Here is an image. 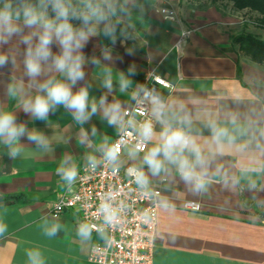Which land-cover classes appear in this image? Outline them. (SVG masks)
Wrapping results in <instances>:
<instances>
[{"label":"crops","instance_id":"crops-1","mask_svg":"<svg viewBox=\"0 0 264 264\" xmlns=\"http://www.w3.org/2000/svg\"><path fill=\"white\" fill-rule=\"evenodd\" d=\"M172 2L117 0L116 14L108 21L115 28L114 42L105 36L103 24L89 37L82 49L85 76L72 90L87 87L90 103L95 101L98 107L83 125L63 106L44 121L24 113L7 88L22 82L36 94L24 73L25 46L14 37L0 48L17 51L16 67L0 68V110L13 112L18 123L47 139V147H38L21 138L15 158L0 143V223L5 226L0 233V264H94L89 254L95 235H79L77 212L67 209L58 217L51 215L53 203L72 189L57 169L68 159L78 173L89 156L102 157L101 145L105 138L110 145L119 134L124 110L149 71L175 83L171 92L158 90L166 118L174 126L181 118L190 120L184 130L206 160L204 168L197 169L206 173L201 190L186 183L168 162L165 171L153 175L143 157L161 142L159 122L147 150L134 158L129 154L133 149L124 151L121 162L138 166L148 185L161 191L154 264H264V66L244 57L233 41L242 18L218 7ZM163 9L177 17L168 18ZM52 51L59 49L53 45ZM93 58L99 63H92ZM108 71L112 89L104 86ZM50 75L63 79L54 72ZM121 77L130 81L124 91ZM101 97L121 106L116 125L105 118ZM213 125L228 131L220 143L213 140ZM10 194L21 198L1 199ZM186 201L197 202L200 209L186 208ZM53 225L59 229L47 235ZM29 252L39 253L35 261Z\"/></svg>","mask_w":264,"mask_h":264},{"label":"clouds","instance_id":"clouds-1","mask_svg":"<svg viewBox=\"0 0 264 264\" xmlns=\"http://www.w3.org/2000/svg\"><path fill=\"white\" fill-rule=\"evenodd\" d=\"M49 8L53 15H49ZM117 11L116 0H79L74 5L72 0H3L0 3V48L8 45L15 37L20 44L25 46L23 51V67L30 87L35 88L32 95L29 88H25L22 82L10 83L7 94L10 98L18 99L21 110L36 120L44 121L50 112H54L57 106H63L69 110L73 119L83 125L97 112L95 101L90 103L87 87H81L73 92V86L84 79L85 57L82 49L90 36L95 35L98 26L103 24L105 36L112 37L114 42V26L108 23L111 16ZM80 21V26H74L71 21ZM27 29L28 31H25ZM56 45L59 51L54 53L52 46ZM107 58V57H106ZM92 63H99L93 58ZM11 64L17 65V51L9 48L0 51V68ZM59 74L63 79H57L51 73ZM131 72V70H130ZM41 77H45L41 80ZM130 81L120 78V90L127 89ZM104 86L113 88L111 72L104 80ZM145 98L151 100L153 117L162 126L160 143L146 152L143 157L153 175L165 171V162L176 166L181 178L195 189L205 187L204 176L206 173L198 171L203 169L206 160L203 157L195 140L184 130V126L190 123L187 118H181L174 126L169 122L164 112V104L160 97L145 93ZM99 105L103 108L104 116L109 125H116L121 116L119 104H108L105 97H101ZM213 140L220 143L228 137V131L224 128L211 126ZM139 139L129 154L135 157L142 146L155 135L151 120L144 121L138 129ZM35 143L38 147H47L46 137L33 130L29 131L24 123H18L13 112L0 110V143H3L13 158L19 155L21 138ZM101 145L103 160L113 165L117 170L119 162L120 146L118 144ZM190 153L194 159H189L185 153ZM163 157V159H161ZM88 166L94 169L97 166L95 156L87 158ZM129 174L143 189L147 186V177L139 168H130ZM57 173L69 185L76 180L77 168L70 160L65 159L57 169ZM111 197L106 198L100 206V212L106 222L114 219V209L110 203ZM59 225H53L46 230L47 235H55ZM5 226L0 223V233ZM91 229L88 225L79 228V235L89 238ZM29 259L35 261L39 253H28Z\"/></svg>","mask_w":264,"mask_h":264},{"label":"built area","instance_id":"built-area-1","mask_svg":"<svg viewBox=\"0 0 264 264\" xmlns=\"http://www.w3.org/2000/svg\"><path fill=\"white\" fill-rule=\"evenodd\" d=\"M171 92L175 83L156 71L145 74L131 105L125 108L122 127L110 144L120 146L117 170L113 165L97 159L92 169L88 162L79 170L72 189L63 192L53 203L51 215L60 216L72 209L78 214L80 226L88 225L95 235L89 259L94 264H154V246L157 236L158 198L161 191L151 188L148 183L141 188L129 174L130 168H139L132 163H122L124 151L133 149L139 139V126L151 120L154 131L157 120L153 117L151 100L145 93L158 96L159 89ZM147 141L139 152L147 150ZM140 169V168H139ZM111 197L114 219L106 222L100 212L101 203ZM185 207L199 210L200 205L186 201Z\"/></svg>","mask_w":264,"mask_h":264},{"label":"trees","instance_id":"trees-1","mask_svg":"<svg viewBox=\"0 0 264 264\" xmlns=\"http://www.w3.org/2000/svg\"><path fill=\"white\" fill-rule=\"evenodd\" d=\"M232 2L233 6L238 9H248L259 14L256 18L255 25L264 30V0H227ZM3 0H0L2 3ZM35 3V0H31ZM74 5L79 4V0H72ZM233 41L239 44L240 50L247 56L251 61L264 66V39L259 38L252 32H244L239 35L233 36ZM19 194L4 195L1 197L3 201L19 199Z\"/></svg>","mask_w":264,"mask_h":264},{"label":"rangeland","instance_id":"rangeland-1","mask_svg":"<svg viewBox=\"0 0 264 264\" xmlns=\"http://www.w3.org/2000/svg\"><path fill=\"white\" fill-rule=\"evenodd\" d=\"M132 1L140 2L143 0H132ZM170 1L172 2L174 0H165V2L168 5L171 3ZM175 1H178V0H175ZM184 1H186L192 7H218L220 9H223L225 12L232 14L233 18H242V22L236 28L234 35H239L244 32H252L253 34L257 35L259 38L264 39V30L258 28L254 22L256 18L259 17V14L257 12H254L248 9L238 10L233 6L232 2L227 1V0H184ZM163 10L166 12L167 14L166 16L168 18L177 17V13H175L174 11L168 10V9H163ZM48 11H49L50 16L53 15V13L51 12V8H49ZM71 23L74 26H77V27L80 26V21L72 20ZM239 51L241 54H243L244 57H247L240 50V47H239Z\"/></svg>","mask_w":264,"mask_h":264}]
</instances>
